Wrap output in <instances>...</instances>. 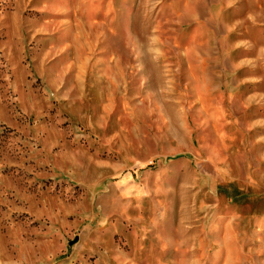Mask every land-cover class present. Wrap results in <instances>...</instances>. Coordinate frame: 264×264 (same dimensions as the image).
Listing matches in <instances>:
<instances>
[{
	"label": "rangeland",
	"instance_id": "374dc122",
	"mask_svg": "<svg viewBox=\"0 0 264 264\" xmlns=\"http://www.w3.org/2000/svg\"><path fill=\"white\" fill-rule=\"evenodd\" d=\"M0 264H264V0H0Z\"/></svg>",
	"mask_w": 264,
	"mask_h": 264
}]
</instances>
